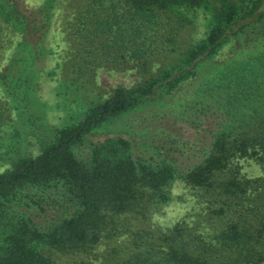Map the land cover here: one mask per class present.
Returning <instances> with one entry per match:
<instances>
[{
    "label": "trees",
    "instance_id": "1",
    "mask_svg": "<svg viewBox=\"0 0 264 264\" xmlns=\"http://www.w3.org/2000/svg\"><path fill=\"white\" fill-rule=\"evenodd\" d=\"M54 2L27 12L0 0V19L38 47ZM193 9L208 27L181 45ZM73 14L77 61L145 70L153 57L178 49L177 57L0 173V264H56V255H88L122 237L111 264H264V201L240 203L250 189L264 193V177L246 178L237 164H264V0H85ZM5 78L21 101L25 81ZM181 90L186 98L168 101ZM4 116L0 108V138ZM127 116L123 129L109 126ZM176 181L229 200L231 215L214 211L225 221L212 240L183 222L136 227L170 202Z\"/></svg>",
    "mask_w": 264,
    "mask_h": 264
},
{
    "label": "rangeland",
    "instance_id": "2",
    "mask_svg": "<svg viewBox=\"0 0 264 264\" xmlns=\"http://www.w3.org/2000/svg\"><path fill=\"white\" fill-rule=\"evenodd\" d=\"M27 12L34 11L44 0H18ZM85 0H55L48 29L42 42L35 47L30 39L22 40L23 31L0 19V108L5 122L0 138V173L9 169L20 158L33 157L39 153L40 141H54L58 132L76 123L88 107L108 99L119 87L131 88L142 83L162 65L171 63L177 51L166 52L153 57L145 70L118 68L107 64L93 65L83 63L74 57L73 45L69 35L73 11ZM191 22L177 33L178 42L193 41L200 38L208 27L207 14L201 9L190 10ZM35 54V55H34ZM34 55V58L32 56ZM81 63L82 66L74 63ZM18 76L25 81L20 91L10 83ZM8 79L9 83L6 81ZM181 90L168 98V101L181 102L189 93ZM177 104H173L175 106ZM159 113V112H158ZM130 117H122L111 123L110 127L123 129L131 123ZM237 164L246 178L264 177V164L253 158L241 157ZM171 200L158 206L143 223L135 224L147 229H167L183 222L205 240L224 225V218L214 213L223 208L225 216L231 215L228 199L218 193L205 192L179 181L169 188ZM261 189H250L241 196L242 206L257 209L264 201ZM227 198V197H226ZM248 198V199H247ZM240 209V207L238 208ZM244 210V209H242ZM125 237L117 241L101 240L88 255H56V264H111L108 251L112 247L125 244Z\"/></svg>",
    "mask_w": 264,
    "mask_h": 264
}]
</instances>
